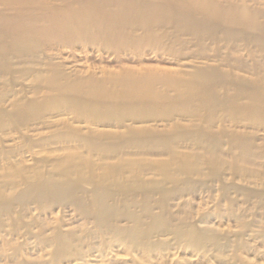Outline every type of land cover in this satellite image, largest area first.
<instances>
[{
    "label": "bare ground",
    "instance_id": "1",
    "mask_svg": "<svg viewBox=\"0 0 264 264\" xmlns=\"http://www.w3.org/2000/svg\"><path fill=\"white\" fill-rule=\"evenodd\" d=\"M258 1L0 0V67L71 99L70 106L51 117L73 115V122L83 125L75 127L60 117L29 130L56 135L60 126L68 127L78 143L94 148L89 155L101 162L90 160L88 173L81 166L59 171L60 162L49 169L34 166L14 184L13 200L23 202V214L31 219L39 242L62 247L78 237L75 230L50 226L42 217L41 207L61 199H70L66 202L97 228L119 235L143 234L149 227L146 220L155 223L159 218L156 205L166 211L165 200L178 191L161 194L156 181L147 178L154 169L129 156L171 160L173 149L187 141L201 149H220L218 141H208L216 134L209 124L215 110L239 106L240 99L249 101L239 109L250 114L262 107L255 100L264 99V65L255 59L256 52L264 54V9ZM79 44L112 53L118 70L70 66L63 47ZM186 48L203 61L191 66L177 62V68H167L162 59H141L148 50L177 55ZM122 54L131 60H122ZM40 88L32 89L30 97L20 89L8 105L0 97V117L13 116L17 121L26 115L38 117L40 99H50ZM219 127L230 149H243L249 161L260 157L255 149H264V140L249 132L250 127ZM152 173L172 178L169 173ZM84 182L94 188L83 189ZM119 211L127 213L129 226L117 224ZM17 234L10 232L4 238L11 242Z\"/></svg>",
    "mask_w": 264,
    "mask_h": 264
},
{
    "label": "rangeland",
    "instance_id": "2",
    "mask_svg": "<svg viewBox=\"0 0 264 264\" xmlns=\"http://www.w3.org/2000/svg\"><path fill=\"white\" fill-rule=\"evenodd\" d=\"M258 2L264 9V0ZM63 48L70 66L76 69L118 70L115 55L99 51L96 45ZM146 54L141 59L154 60L151 62L162 59L167 68L203 61L191 48L177 55L156 50H148ZM121 58L131 60L125 54ZM255 59L264 65L263 53L256 52ZM19 75L0 67V97L4 96L7 105L20 89L30 97L31 90L40 86L50 99H40L43 103L37 108L36 118L26 115L17 121L13 116L0 117V264H264V149H255L260 157L249 161L243 157V149L227 146L229 140L221 132L223 128L219 130L221 124L228 130L247 126L249 132L264 140V99L256 97L262 107L251 114L239 109L249 102L247 99H240L239 106H219L215 110L209 124L216 134L208 141H218L220 149H201L195 142L187 141L180 144L181 148L173 149L175 157L171 160L166 156H129L140 159L143 166L171 175L172 178L164 179L152 173L154 170L147 175L156 181L158 190L155 188L161 194L178 191L165 200L166 211L156 205L154 212L159 218L155 223L147 219L149 227L141 231L143 234L119 235L97 228L75 205L66 202L70 199H61L41 207L42 217L50 226L60 224L65 231L75 230L78 237L62 247H54L35 237L37 232L31 219L23 214V202L13 200L14 184L26 172L31 173L34 166L49 169L60 162L59 171L81 166L88 173L90 160L101 162L96 155H89L88 150L94 148L78 143L68 127L60 126L56 135H50L48 130L39 134L29 130L33 125L57 121L60 117L75 127L83 125L73 122V115L51 117L70 106L71 99L61 98L44 83L27 76L18 78ZM235 121L238 126H234ZM81 187L91 190L94 185L84 182ZM118 214L121 218L117 224L129 226L127 213ZM28 230L33 234L26 235ZM10 232L19 236L8 242L4 237Z\"/></svg>",
    "mask_w": 264,
    "mask_h": 264
}]
</instances>
